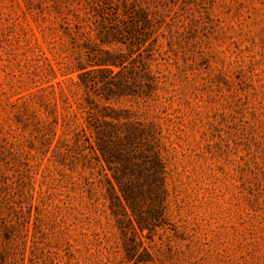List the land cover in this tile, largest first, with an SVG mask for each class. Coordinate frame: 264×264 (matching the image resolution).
I'll use <instances>...</instances> for the list:
<instances>
[{"label": "rangeland", "instance_id": "1", "mask_svg": "<svg viewBox=\"0 0 264 264\" xmlns=\"http://www.w3.org/2000/svg\"><path fill=\"white\" fill-rule=\"evenodd\" d=\"M113 1L127 8L0 0V239L27 235L56 264H264V0ZM107 51L129 88L101 102L75 69L104 67ZM113 109L156 124L167 195L151 219L141 197L151 230L117 214L81 130Z\"/></svg>", "mask_w": 264, "mask_h": 264}, {"label": "trees", "instance_id": "2", "mask_svg": "<svg viewBox=\"0 0 264 264\" xmlns=\"http://www.w3.org/2000/svg\"><path fill=\"white\" fill-rule=\"evenodd\" d=\"M107 3H114L116 8H127L124 2L123 6L113 0H107ZM114 8V7H112ZM125 12L123 11V14ZM116 34V39L122 34L119 24H116L112 31ZM124 36V35H123ZM151 39H158L155 34L150 37L148 43H141L138 54L143 55L144 51H149V55H153V47L151 48ZM122 40V39H121ZM119 40V41H121ZM107 56L96 63L102 68L93 69L89 72L83 71L85 68L79 66L75 71L78 73L79 80L76 81L87 90L88 96L92 97L88 88L91 84L103 88L104 93L99 100L108 101L113 94H127L128 83L124 72V61L111 51H107ZM144 70L143 79L135 81L143 92L149 95L157 88L155 75L150 74L148 64L143 63ZM112 66L118 67L115 71ZM94 73L93 79H88L87 74ZM96 73H100L97 75ZM108 74L104 76V74ZM105 108H109L106 106ZM95 116V121L86 120L87 126L81 130L87 135V141L90 143L92 155L104 170L108 169L113 176L115 183L109 180L111 195H113V205H120L121 212L124 217L136 220L141 231L145 229L151 230L150 221L142 217L140 206L143 201L141 197H148L151 200V218H155V213H161L164 209L165 198L167 195V168L166 162L162 155L160 137L156 124L153 122H145L139 119H133L130 111L127 110L123 114L113 109L111 113H102L100 115L88 112V117ZM87 129L90 133H86ZM129 210L131 213H129ZM28 232L25 220L20 223ZM27 234V233H26ZM31 248V254L28 250ZM38 248V242L33 240L29 244L28 237L25 235L21 238L0 239V264H56L60 261L58 254L36 256L35 250ZM52 254V253H51ZM129 260L133 259L132 253L127 254ZM145 259H139L136 263L143 262ZM58 261V262H57Z\"/></svg>", "mask_w": 264, "mask_h": 264}]
</instances>
